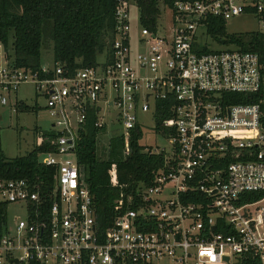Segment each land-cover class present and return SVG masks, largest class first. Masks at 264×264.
Segmentation results:
<instances>
[{"label": "built area", "instance_id": "obj_1", "mask_svg": "<svg viewBox=\"0 0 264 264\" xmlns=\"http://www.w3.org/2000/svg\"><path fill=\"white\" fill-rule=\"evenodd\" d=\"M131 4L115 6L104 59L74 73L16 67L0 41V106L30 84L56 134L47 138L53 150L38 154L47 174L0 179V264H236L245 255L264 264V63L233 45L202 52L198 41L209 17H253L264 35V0L160 3L153 29L138 14L137 51ZM259 91L250 103L227 97ZM22 102L15 98L13 110ZM101 102L118 110L107 122ZM157 103L168 112L157 134L170 146L147 150L161 152L163 165L102 230L75 154L79 130L94 111L97 144L116 135L126 142L138 112L154 119Z\"/></svg>", "mask_w": 264, "mask_h": 264}, {"label": "trees", "instance_id": "obj_2", "mask_svg": "<svg viewBox=\"0 0 264 264\" xmlns=\"http://www.w3.org/2000/svg\"><path fill=\"white\" fill-rule=\"evenodd\" d=\"M138 9L140 23L149 29L156 25L160 3L172 6L174 0H131ZM118 0H0V41L4 44L9 60L16 67L39 69L43 38L48 34L52 41L53 64H60L70 73L95 66L96 58L106 49L114 31V11ZM223 19L209 17L207 35L219 45H233L241 50L258 53L264 63V35L257 31L227 33ZM202 52L213 51L205 44ZM262 96L256 94L229 93L231 102L250 103ZM161 103L154 112V131L163 128L162 119L168 116ZM21 109H28L23 102ZM35 108V106L33 107ZM96 115L89 117L76 138L75 154L83 182L89 187L93 198L96 222L100 229L110 226L116 208L126 207L128 198L138 197L137 189L147 186L154 172L164 162L163 154L153 153L139 143L142 128L138 124L131 130L125 142L120 136L108 140V147L101 158L97 137L103 131L94 125ZM36 146L23 155L7 157L0 147V179H12L38 175L49 170L38 162V154L52 151L54 131L40 133ZM126 152V154H125ZM52 170V169H51ZM262 193L248 192L254 200ZM1 210V208H0ZM236 264H260L249 255Z\"/></svg>", "mask_w": 264, "mask_h": 264}, {"label": "rangeland", "instance_id": "obj_3", "mask_svg": "<svg viewBox=\"0 0 264 264\" xmlns=\"http://www.w3.org/2000/svg\"><path fill=\"white\" fill-rule=\"evenodd\" d=\"M131 29H130V44L134 51L139 50L137 43L138 32L140 25L138 23V9L136 5L130 6ZM162 22V20H161ZM165 23L162 22V24ZM227 33H245L259 29L258 23L253 17H234L230 18L225 23ZM200 44L205 43L211 50H222L233 48L230 45H219L209 35L198 37ZM107 50V49H106ZM97 55L96 61L101 62L104 59V53ZM52 41L48 34L44 35L43 47L41 49V64H53ZM264 93V79L262 83ZM22 100L28 109L16 108L13 110L14 99ZM102 108L105 109V118L107 122L110 117L115 115L118 110L113 106H107L101 102ZM35 106V108H33ZM0 147L7 157H15L23 155L32 150L38 142H40V133L44 131H53L51 127L52 116L46 108L45 98L42 96H34V89L30 84H24L19 87L15 94H9V104L0 106ZM138 123L142 128V136L139 143L151 150L160 151L168 149L169 141L160 134L154 131V120L151 112H138ZM106 138L102 136V142L98 144V152L101 158H105L103 151L105 150ZM261 202L249 207L254 211ZM17 212V211H16Z\"/></svg>", "mask_w": 264, "mask_h": 264}, {"label": "water", "instance_id": "obj_4", "mask_svg": "<svg viewBox=\"0 0 264 264\" xmlns=\"http://www.w3.org/2000/svg\"><path fill=\"white\" fill-rule=\"evenodd\" d=\"M225 259L227 260V257Z\"/></svg>", "mask_w": 264, "mask_h": 264}]
</instances>
